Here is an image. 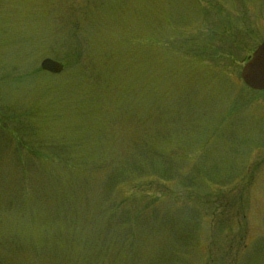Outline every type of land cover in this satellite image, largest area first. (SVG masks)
Here are the masks:
<instances>
[{
	"label": "rangeland",
	"instance_id": "1",
	"mask_svg": "<svg viewBox=\"0 0 264 264\" xmlns=\"http://www.w3.org/2000/svg\"><path fill=\"white\" fill-rule=\"evenodd\" d=\"M263 41L264 0H0V264H264Z\"/></svg>",
	"mask_w": 264,
	"mask_h": 264
},
{
	"label": "water",
	"instance_id": "2",
	"mask_svg": "<svg viewBox=\"0 0 264 264\" xmlns=\"http://www.w3.org/2000/svg\"><path fill=\"white\" fill-rule=\"evenodd\" d=\"M40 68L53 74H58L64 69L60 62L50 58L43 59ZM240 77L249 88L264 91V42L255 48L249 60L245 62Z\"/></svg>",
	"mask_w": 264,
	"mask_h": 264
}]
</instances>
